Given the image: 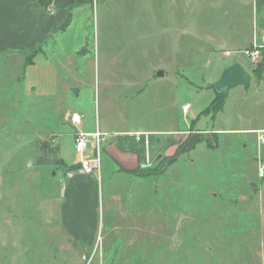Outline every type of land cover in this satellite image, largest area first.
Listing matches in <instances>:
<instances>
[{"label": "rangeland", "instance_id": "rangeland-1", "mask_svg": "<svg viewBox=\"0 0 264 264\" xmlns=\"http://www.w3.org/2000/svg\"><path fill=\"white\" fill-rule=\"evenodd\" d=\"M91 11L96 61L77 79L65 60L24 68L0 56V264H264V81L258 88L252 73L264 42L235 57L209 51L223 44L213 0H94ZM228 57L251 81L217 94ZM75 110L89 129L158 131L142 137L144 163H111L95 182L108 210L93 250L59 226L60 146L76 160L66 115Z\"/></svg>", "mask_w": 264, "mask_h": 264}, {"label": "crops", "instance_id": "crops-1", "mask_svg": "<svg viewBox=\"0 0 264 264\" xmlns=\"http://www.w3.org/2000/svg\"><path fill=\"white\" fill-rule=\"evenodd\" d=\"M213 1L215 9L219 11L217 27H220L217 35L223 44L220 49L212 46L209 51L220 50L223 53H232L235 57L238 53L243 54L242 51L253 44L263 42L264 0ZM93 2L94 0H0V56L17 59L23 63L24 68L38 61L52 64L65 60L77 79V67L92 66L95 64L94 60L96 61L89 47V31L85 33ZM227 3L230 4L229 11L225 9ZM224 19L226 20L223 21ZM76 21L83 32L81 39L74 43L71 34ZM27 58H31L33 62H26ZM232 63L234 62L228 57L220 73ZM263 81L264 73L261 80L256 81L258 88H262ZM80 84L89 87L87 80ZM79 114L81 122L76 126L71 124L72 127L87 132L98 129L104 133L101 140L102 165L99 179L93 174H83L79 170L77 160L69 162L62 157L60 146V158L68 168V173L67 179H62L63 184L59 190V226L73 241L87 250H93L91 244L96 238H102L104 235L101 232L106 222L105 212L108 210L107 203L102 201L99 190L96 191L94 187L95 182L101 181V175L105 176L111 163L127 170L135 169L138 164L144 163L149 152L145 149L142 137L152 138L158 131L124 128L111 132L109 127L99 121L89 129L83 112ZM248 129L252 128L246 130ZM135 134L141 137L136 139ZM110 149L115 150L117 154H112ZM124 159L130 160L128 167L122 165ZM102 169L104 172L101 174ZM108 231L106 229V232Z\"/></svg>", "mask_w": 264, "mask_h": 264}, {"label": "built area", "instance_id": "built-area-1", "mask_svg": "<svg viewBox=\"0 0 264 264\" xmlns=\"http://www.w3.org/2000/svg\"><path fill=\"white\" fill-rule=\"evenodd\" d=\"M253 56L254 52H247ZM189 104H185L182 107L183 112H187ZM68 121L73 125H79L81 122V115L72 111L67 116ZM257 138L260 142L264 141V135L262 130H256ZM104 135L98 129L93 131H83L77 129L73 136L74 142V152L76 154L77 164L79 165V170L86 175H95L97 179L100 176V154H101V140ZM259 176H264V164L258 167Z\"/></svg>", "mask_w": 264, "mask_h": 264}, {"label": "water", "instance_id": "water-1", "mask_svg": "<svg viewBox=\"0 0 264 264\" xmlns=\"http://www.w3.org/2000/svg\"><path fill=\"white\" fill-rule=\"evenodd\" d=\"M154 75L161 76L162 70L155 71ZM250 80L251 74L241 64L234 63L223 69L219 79L214 83V88L220 91L235 85H243L246 87L249 85Z\"/></svg>", "mask_w": 264, "mask_h": 264}, {"label": "trees", "instance_id": "trees-1", "mask_svg": "<svg viewBox=\"0 0 264 264\" xmlns=\"http://www.w3.org/2000/svg\"><path fill=\"white\" fill-rule=\"evenodd\" d=\"M252 73L256 77L257 81L261 80L262 75L264 73V58L261 60L259 65H257L255 68H253ZM215 91H216L217 94H220V92H222L223 90L218 91V90L215 89ZM215 103H216V105L214 106L215 107L214 110L215 111L220 110L222 108L223 104H224V97L221 96V95H216L215 99L212 102V104H215Z\"/></svg>", "mask_w": 264, "mask_h": 264}]
</instances>
